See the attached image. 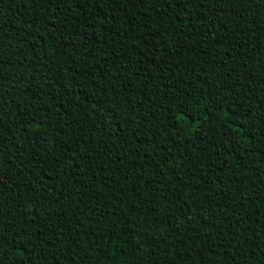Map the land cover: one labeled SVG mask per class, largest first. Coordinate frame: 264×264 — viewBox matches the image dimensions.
<instances>
[{
  "label": "trees",
  "instance_id": "16d2710c",
  "mask_svg": "<svg viewBox=\"0 0 264 264\" xmlns=\"http://www.w3.org/2000/svg\"><path fill=\"white\" fill-rule=\"evenodd\" d=\"M0 264H264V0H0Z\"/></svg>",
  "mask_w": 264,
  "mask_h": 264
}]
</instances>
